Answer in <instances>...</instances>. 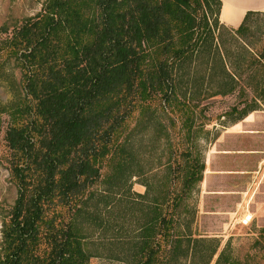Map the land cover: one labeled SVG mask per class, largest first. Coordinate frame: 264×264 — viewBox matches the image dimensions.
Instances as JSON below:
<instances>
[{
  "label": "trees",
  "instance_id": "trees-1",
  "mask_svg": "<svg viewBox=\"0 0 264 264\" xmlns=\"http://www.w3.org/2000/svg\"><path fill=\"white\" fill-rule=\"evenodd\" d=\"M220 8L44 0L0 24L10 93L0 157L16 188L2 213L0 264L239 262L193 227L205 152L218 137L208 110L235 96L221 115L235 124L264 102V29L245 35L263 11L227 27Z\"/></svg>",
  "mask_w": 264,
  "mask_h": 264
},
{
  "label": "rangeland",
  "instance_id": "rangeland-1",
  "mask_svg": "<svg viewBox=\"0 0 264 264\" xmlns=\"http://www.w3.org/2000/svg\"><path fill=\"white\" fill-rule=\"evenodd\" d=\"M43 1L0 0V24L11 18H21L35 13ZM255 27L264 29V12L251 16L250 28L245 32L249 39H256L258 36ZM261 44L257 43V46ZM9 97V89L5 82L0 81V103H5ZM234 100L233 95L217 97L214 105L208 110L213 118V123L207 126L210 138L217 134L219 137L222 130L231 124L235 114L226 115L224 119L221 115L229 109ZM3 119L5 114L0 112V153L4 134ZM222 123L227 126L223 127ZM230 138L237 140L233 136L221 135L222 144L229 146ZM213 142L215 140L207 145L208 149L204 156L206 166L209 165L206 161H210V170H206L199 192L193 198L197 208L193 227L200 237L216 238L219 241L218 252L224 250L228 259L239 260L237 264H264V167L262 166V171L254 174V177L245 178L238 174L239 171L242 168L250 170L253 167H242L238 154L220 155L223 145L217 146ZM144 189L142 184L134 180V191L143 192ZM15 196L16 188L10 181L6 164L0 157V230L2 213L7 211ZM89 264L126 263L106 258H91Z\"/></svg>",
  "mask_w": 264,
  "mask_h": 264
},
{
  "label": "crops",
  "instance_id": "crops-1",
  "mask_svg": "<svg viewBox=\"0 0 264 264\" xmlns=\"http://www.w3.org/2000/svg\"><path fill=\"white\" fill-rule=\"evenodd\" d=\"M247 11L264 12V0H221L219 20L228 27H237L242 22ZM221 135L233 136L237 138V140L230 138L229 146H224L222 144ZM221 135H219V137L215 139V142H213L217 146H221V144L223 145L221 147L222 152L219 154H238L237 157L240 158V161L242 162L240 165H242V167H253L250 170L242 168L238 174L245 178L249 176L251 178L254 177V174L262 171V166L264 167L263 103L261 104L260 109L249 113L237 123L229 125L224 131L222 130ZM234 141H236V143H234ZM206 162L209 165L205 168L204 178L206 176V170H210V161L207 160Z\"/></svg>",
  "mask_w": 264,
  "mask_h": 264
},
{
  "label": "built area",
  "instance_id": "built-area-1",
  "mask_svg": "<svg viewBox=\"0 0 264 264\" xmlns=\"http://www.w3.org/2000/svg\"><path fill=\"white\" fill-rule=\"evenodd\" d=\"M249 220V219H248ZM247 221V220H246Z\"/></svg>",
  "mask_w": 264,
  "mask_h": 264
}]
</instances>
